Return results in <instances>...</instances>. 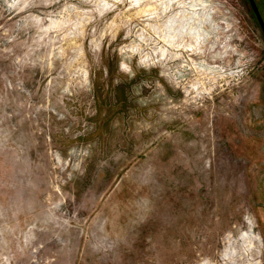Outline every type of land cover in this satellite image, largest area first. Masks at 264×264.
<instances>
[{
	"label": "rangeland",
	"instance_id": "obj_1",
	"mask_svg": "<svg viewBox=\"0 0 264 264\" xmlns=\"http://www.w3.org/2000/svg\"><path fill=\"white\" fill-rule=\"evenodd\" d=\"M0 264H264L249 0H0Z\"/></svg>",
	"mask_w": 264,
	"mask_h": 264
},
{
	"label": "bare ground",
	"instance_id": "obj_2",
	"mask_svg": "<svg viewBox=\"0 0 264 264\" xmlns=\"http://www.w3.org/2000/svg\"><path fill=\"white\" fill-rule=\"evenodd\" d=\"M184 9H185V8H184ZM189 14H190V13H189ZM192 16H193V15H192ZM180 19H181V18H180ZM185 24H186V23H185ZM175 25H176V24H175ZM178 25H181V24H178ZM188 26H189V25H188ZM192 27H193V25H190V26H189L190 29H191ZM175 28H176V26H175ZM207 68H208V67H207ZM252 226H253V224L250 225V230H246V231H243V230H241V229H238V232H237L238 235H241V236H249V235H250V231L252 230ZM234 232H235V231H234ZM233 234H234V233H233ZM235 234H236V233H235ZM229 236H230V235H229ZM250 237H251V239H252V237H254L255 239H257L256 236H253V235H251ZM233 238H234V237H233ZM233 238H232V239H233ZM243 238H244V237H243ZM248 239H249V238H248ZM251 239H250V240H251ZM230 240H231V239H230ZM233 240H234V239H233ZM233 240H232V241H233ZM258 240H259V238H258ZM237 241H238V240H237ZM252 241H253V239H252ZM252 241H250V242L252 243ZM255 241H256V240H255ZM241 242H242V241H241ZM235 243H236V242H235ZM246 243H247V242H246ZM246 243H245V244H246ZM251 243H250V244H251ZM243 244H244V243H243ZM235 245H236V244H235ZM251 245H252V244H251ZM256 245H257V243L255 244V246H256ZM239 246H240V245H239ZM248 246H249V245H248ZM253 246H254V244H253ZM240 247H241V246H240ZM245 247H246V245H245ZM243 248H244V247H243ZM251 248H252V247H251ZM251 252H252V250H250V253H251ZM231 254H232V253H231ZM245 255H246V254H245ZM223 257H224V256H223ZM230 257H231V256H230ZM254 262H255V261H254ZM257 262H258V261H257Z\"/></svg>",
	"mask_w": 264,
	"mask_h": 264
},
{
	"label": "water",
	"instance_id": "obj_3",
	"mask_svg": "<svg viewBox=\"0 0 264 264\" xmlns=\"http://www.w3.org/2000/svg\"><path fill=\"white\" fill-rule=\"evenodd\" d=\"M249 1H250V4L252 5V8H253V10H254L259 22H260V25H261L262 29L264 30V19H263L261 13H260V10L258 8V5H257L256 1L255 0H249Z\"/></svg>",
	"mask_w": 264,
	"mask_h": 264
}]
</instances>
